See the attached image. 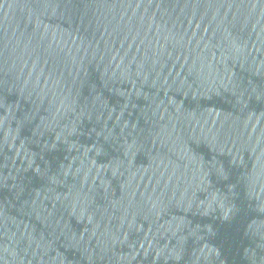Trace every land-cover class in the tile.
<instances>
[{"label": "water", "instance_id": "obj_1", "mask_svg": "<svg viewBox=\"0 0 264 264\" xmlns=\"http://www.w3.org/2000/svg\"><path fill=\"white\" fill-rule=\"evenodd\" d=\"M0 264H264V0H0Z\"/></svg>", "mask_w": 264, "mask_h": 264}]
</instances>
